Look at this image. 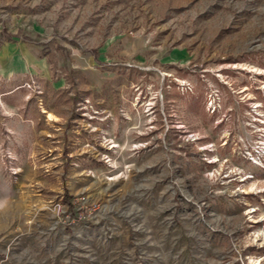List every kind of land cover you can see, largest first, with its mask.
Instances as JSON below:
<instances>
[{"label": "rangeland", "instance_id": "374dc122", "mask_svg": "<svg viewBox=\"0 0 264 264\" xmlns=\"http://www.w3.org/2000/svg\"><path fill=\"white\" fill-rule=\"evenodd\" d=\"M260 100L264 0H0V264H249Z\"/></svg>", "mask_w": 264, "mask_h": 264}, {"label": "built area", "instance_id": "2783aa9c", "mask_svg": "<svg viewBox=\"0 0 264 264\" xmlns=\"http://www.w3.org/2000/svg\"><path fill=\"white\" fill-rule=\"evenodd\" d=\"M250 110L253 113V123L252 126L256 127L258 131H260L261 136L260 139H258L256 147L253 150H249L247 152L248 155L245 157L248 161L257 164L262 165L264 161V102L263 101H253L250 105ZM254 220V219H252ZM261 233H256L255 236L258 238ZM262 246V245H260ZM264 259V254L256 257L253 256L249 264H260L261 261ZM237 264H244V261L237 259Z\"/></svg>", "mask_w": 264, "mask_h": 264}, {"label": "bare ground", "instance_id": "6f19581e", "mask_svg": "<svg viewBox=\"0 0 264 264\" xmlns=\"http://www.w3.org/2000/svg\"><path fill=\"white\" fill-rule=\"evenodd\" d=\"M49 117L50 118H55V115H53L52 113H49Z\"/></svg>", "mask_w": 264, "mask_h": 264}]
</instances>
